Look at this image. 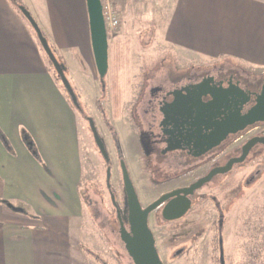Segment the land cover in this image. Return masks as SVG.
Returning a JSON list of instances; mask_svg holds the SVG:
<instances>
[{
    "label": "crops",
    "instance_id": "1",
    "mask_svg": "<svg viewBox=\"0 0 264 264\" xmlns=\"http://www.w3.org/2000/svg\"><path fill=\"white\" fill-rule=\"evenodd\" d=\"M74 4H85L90 33L86 0H0V264H87L78 121L19 9L68 60L81 48L65 20ZM163 11L165 39L179 55L264 73V0H169Z\"/></svg>",
    "mask_w": 264,
    "mask_h": 264
},
{
    "label": "rangeland",
    "instance_id": "2",
    "mask_svg": "<svg viewBox=\"0 0 264 264\" xmlns=\"http://www.w3.org/2000/svg\"><path fill=\"white\" fill-rule=\"evenodd\" d=\"M168 1L132 0L120 10V27L108 32L109 68L103 79L100 78L91 49L85 4L82 7L74 4L70 8L69 15H65L66 26L78 32L81 48L72 59L62 60L56 56L66 64V75L84 112L72 104L49 62L78 121L82 159L80 187L84 201L81 246L87 264H122L121 260L128 262L130 257L122 240L111 234V225L105 224L104 216L108 215L112 221V217L115 218V209L106 187L108 164L97 149L85 115L95 119L105 142L110 157L111 187L116 191L121 189L123 161L142 202L149 204L162 192L206 173L209 165H203L186 177H170L154 172V167H148L144 156L139 155L144 144L136 122L142 114L138 99L146 87L148 75L154 71L166 72L167 68L172 71L179 68L198 71L223 65L238 70L243 77L259 80L260 87L263 82L264 73L261 69L236 60L191 61L176 53L165 39L164 28L169 17L163 14V7ZM176 54L182 61L177 60ZM258 132L260 129H253L243 134L240 140ZM119 152L122 155H118ZM254 152L224 181L221 182L218 177L197 191L195 204L189 214L193 218L191 230L178 228L186 224V219L181 223L166 225L156 222L152 215L151 226L164 264H220L218 201L226 211L224 233L229 264H264V146H258ZM180 249H186L185 253L178 254ZM119 254L123 255L121 259Z\"/></svg>",
    "mask_w": 264,
    "mask_h": 264
},
{
    "label": "flooded vegetation",
    "instance_id": "3",
    "mask_svg": "<svg viewBox=\"0 0 264 264\" xmlns=\"http://www.w3.org/2000/svg\"><path fill=\"white\" fill-rule=\"evenodd\" d=\"M238 86L251 94L250 101L243 108L242 112H245L254 104L255 94L258 93L261 88L260 82L259 80L243 77L238 70L231 67L214 65L211 69L198 71L188 68H179L176 71H172L167 68L166 72L154 71L148 75L146 87L138 99L139 104H141L142 114L137 118L136 122L140 129L141 139L144 144L142 152L139 155L144 156V160H146L148 167L151 169L154 167V172L170 177H186L203 165H209L206 173L188 183L177 185L162 192L149 204H144L142 202L137 186L129 172L143 210L163 196H166L164 201L148 215V226L153 232L155 242L156 237L151 226L152 215L156 222L166 225L186 219V224L178 228L179 230H191L193 228V218L189 216V214L195 204L197 191L209 185L218 177H220V181L222 182L229 177L231 173L236 172L237 167L242 163L233 161L242 155L244 146L251 140L255 139V143L251 147L248 156L255 154L254 150L258 146H264V142L261 140V138L264 137V122L257 123L236 134H229L223 141L217 142L219 140L216 135L222 130V122H224L228 114L236 111V103L243 98L239 95ZM227 87L230 88V93H233L234 97H229L227 102L223 99L222 102H219L218 108H214L210 104L211 101L214 100V95L221 98L226 92L224 88ZM80 111L84 112L83 109ZM85 118L89 123L90 116L85 115ZM210 118H212V120H210ZM108 125L110 124L108 123ZM216 128H219L220 131L217 132ZM253 129H260V132L254 133L242 141L240 140L243 134ZM97 149L99 150L98 147ZM118 155H122V153L119 152ZM229 162H233V164L228 170L215 174L209 182H206L201 188L195 190L194 193L186 194L181 191L190 187L193 183L208 175L211 171L225 168ZM107 164L109 167L110 162ZM121 179V189L116 191L111 186H108L106 176L107 192L115 209V218L112 217V221L108 219V215L104 216L106 219L105 224L111 225V234L122 240L127 254L130 257L128 262L121 260V263L136 264L126 247V242L122 239V233L120 231L121 225H123L127 233H131L130 207L124 184L122 167ZM173 192L178 193L168 196ZM176 198L184 200L185 203L188 202V199L191 200L188 209L182 214H180L181 208H175L173 211L165 213V208ZM217 207L219 212V262L220 264H229L230 261L225 247L226 240L224 233L226 211L223 204L219 201L217 202ZM95 209L98 210L97 207ZM221 219L222 225H220ZM221 245L223 247V263L221 260ZM185 250L180 249L177 252L178 254H183ZM119 256L121 259L123 255L119 254ZM96 257L101 260L98 255H96ZM161 260H163L162 257Z\"/></svg>",
    "mask_w": 264,
    "mask_h": 264
},
{
    "label": "water",
    "instance_id": "4",
    "mask_svg": "<svg viewBox=\"0 0 264 264\" xmlns=\"http://www.w3.org/2000/svg\"><path fill=\"white\" fill-rule=\"evenodd\" d=\"M86 2H87V9L89 15L90 34H91V42H92L95 63L100 78L103 79L109 68V34L103 17L102 2L101 0H86ZM19 9L21 10L23 15L26 17V19L29 21L34 31L36 32L39 42L43 50L47 54L50 62L52 63L56 73L58 74L67 94L69 95L72 104L76 107V109L81 110L82 107L80 105L78 95L66 75V71H67L66 64L57 58L51 45L49 44L47 37L43 33L42 29L40 28L35 18L32 16L31 12L23 5H20ZM262 81L263 82L260 91L255 94L254 104L245 112L242 111L244 106L250 101L251 94L247 93L244 89L238 86L239 89L238 91L240 92L239 95L243 98L236 103L237 105L236 111L228 114L224 122H222V130L221 131L219 130L220 127L216 128L217 132L220 131L216 135L218 136V140H219L217 142L223 141L229 134H236L238 132L246 130L250 126H253L260 122H264V77ZM224 90L226 92L225 94H223L222 96L223 98L214 95V100L211 101L210 103L214 108H218L219 102H222L223 99L227 102L229 100L228 99L229 97H234L233 93H230V88L227 87L224 88ZM210 120H212V118H210ZM89 125L97 147L102 153V156L104 157L105 161L109 163L110 157L106 149L105 142L100 136L95 120L92 117L89 118ZM261 140L264 142V137L261 138ZM254 143H255V139L247 143L243 148L242 155L236 158L233 162L243 163L247 159L248 153L251 147L254 145ZM233 162H229L227 166H225V168H221L218 170L215 169L211 171L208 175L200 178L190 187L181 191L185 192L186 194L194 193L195 190L201 188L206 182H209L215 174L228 170L233 164ZM121 167L123 171L124 184L128 195V201L130 207V224H131L130 234L127 233V231L124 229V226L121 225L120 231L122 233V239L123 241L126 242V247L136 264H163L159 251L156 247V242L153 232L148 226V215L153 209H155L164 201L166 196H163L161 199L154 202L153 204H151L150 206H148L146 209L143 210L141 208V204L137 196V193L135 191L133 182L130 178L129 171L123 161ZM110 178H111V167H108L107 169L108 186H111ZM177 193L178 192H173L168 196H172ZM190 202L191 200L189 199L188 202L185 203L184 200L176 198L172 202H170V204L165 208V213L173 211L175 208H181L180 214H182L188 209V207L190 206ZM220 225H222V219L220 220ZM221 248H222L221 260L223 263L224 257H223L222 245ZM103 264H107V263H103Z\"/></svg>",
    "mask_w": 264,
    "mask_h": 264
},
{
    "label": "built area",
    "instance_id": "5",
    "mask_svg": "<svg viewBox=\"0 0 264 264\" xmlns=\"http://www.w3.org/2000/svg\"><path fill=\"white\" fill-rule=\"evenodd\" d=\"M101 2L106 28L108 32H114L121 25V13L117 0H101Z\"/></svg>",
    "mask_w": 264,
    "mask_h": 264
},
{
    "label": "trees",
    "instance_id": "6",
    "mask_svg": "<svg viewBox=\"0 0 264 264\" xmlns=\"http://www.w3.org/2000/svg\"><path fill=\"white\" fill-rule=\"evenodd\" d=\"M117 4H118L119 9L122 11L128 5V0H117ZM60 61H62V60H60ZM49 62H50V60H49Z\"/></svg>",
    "mask_w": 264,
    "mask_h": 264
}]
</instances>
